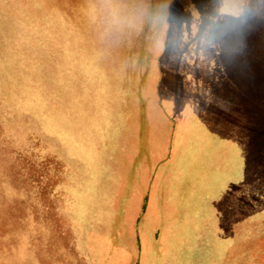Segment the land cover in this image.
<instances>
[{
	"label": "rangeland",
	"instance_id": "rangeland-1",
	"mask_svg": "<svg viewBox=\"0 0 264 264\" xmlns=\"http://www.w3.org/2000/svg\"><path fill=\"white\" fill-rule=\"evenodd\" d=\"M177 118L229 139L228 203L162 263L264 264V0H0V264H139L147 148Z\"/></svg>",
	"mask_w": 264,
	"mask_h": 264
},
{
	"label": "crops",
	"instance_id": "crops-1",
	"mask_svg": "<svg viewBox=\"0 0 264 264\" xmlns=\"http://www.w3.org/2000/svg\"><path fill=\"white\" fill-rule=\"evenodd\" d=\"M164 98L171 99L170 95ZM165 112V117H172ZM167 125L161 141H150L147 148L148 177L133 222L134 259L139 264L185 259L179 253L197 239L203 241L204 213L223 212L228 197L225 173L220 184L212 163L217 154L229 150V139L218 143L209 127L196 135L194 126L179 118Z\"/></svg>",
	"mask_w": 264,
	"mask_h": 264
},
{
	"label": "clouds",
	"instance_id": "clouds-1",
	"mask_svg": "<svg viewBox=\"0 0 264 264\" xmlns=\"http://www.w3.org/2000/svg\"><path fill=\"white\" fill-rule=\"evenodd\" d=\"M203 41L206 44H212L214 43L216 37L214 35H212L210 32L205 33V35L202 37Z\"/></svg>",
	"mask_w": 264,
	"mask_h": 264
}]
</instances>
